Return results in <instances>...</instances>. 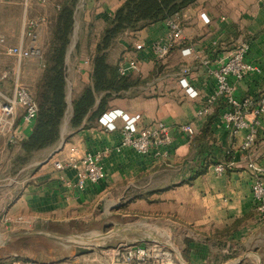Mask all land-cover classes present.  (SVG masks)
I'll return each instance as SVG.
<instances>
[{"label":"crops","instance_id":"0c3cea01","mask_svg":"<svg viewBox=\"0 0 264 264\" xmlns=\"http://www.w3.org/2000/svg\"><path fill=\"white\" fill-rule=\"evenodd\" d=\"M125 1L80 0L72 36L76 37V52L80 57L71 59L68 66L72 97L93 84V58L98 43ZM20 6L26 11L21 34L25 18L43 20L38 35L39 44L46 51L60 4L57 0H46L44 4L40 0H0V36L6 37L3 33L9 31L14 18L11 12ZM202 14L210 19L209 24L204 22ZM171 19L178 21L183 31L166 59H159L152 46L168 42L167 21L138 32H127L120 39L124 53L113 64L118 67L125 56L138 57L140 68L129 76L140 83L115 95L104 112L120 109L130 116L141 115V125L145 127L164 122L171 140L161 149L162 155H143L130 147L116 150L122 143V133L107 131L100 125V117L91 127H81L75 132H68L67 128L57 145L63 150L41 162L31 181L16 197L12 188L0 189V264H8L16 257L29 259L27 247L14 249L13 243L19 237H33L36 231H31L32 227L47 222L70 225L94 218V214L120 213L127 199H131L127 196L134 195L136 199L130 202L131 206L145 205L147 211H160L168 222L167 228H163L168 237L155 236L151 242L169 244L173 239L187 244L190 264H246L252 259L264 264V220L256 209L251 189L254 172L248 167L252 155L263 170L259 176L264 180V113L255 123L249 117V124L237 134L227 116L246 111L229 103L226 96L218 100L214 116H198L218 90L212 71L242 44L249 45L246 59L260 71L241 81L231 78L235 85L234 98L238 103L264 99V0H198ZM139 44L145 45L143 51L136 50ZM182 79L188 81L197 96L188 94ZM140 84L150 88L145 91ZM102 96L98 97L97 106ZM185 124L195 129L190 141L181 132ZM33 126L25 128L20 114L16 135L21 140L28 138ZM254 130L255 145L244 150L243 143ZM108 149L111 153L102 160L105 179L98 184L89 183L82 191L66 184V181L75 182L74 169L62 173L55 169L54 163L60 159L80 158ZM222 162L232 165L218 175L214 167ZM205 163L208 167L197 175ZM19 219L23 225L18 231L13 222ZM140 239L143 238L120 237L125 243ZM29 242L24 239L22 243ZM90 260L76 258L71 263ZM182 263L186 264L183 260Z\"/></svg>","mask_w":264,"mask_h":264},{"label":"built area","instance_id":"2783aa9c","mask_svg":"<svg viewBox=\"0 0 264 264\" xmlns=\"http://www.w3.org/2000/svg\"><path fill=\"white\" fill-rule=\"evenodd\" d=\"M41 3H46V0H40ZM206 24L210 23V19L206 14L201 15ZM43 20L25 18L23 35L29 40V44H20L11 46L4 36H0V45L4 47L7 55L17 58L18 61L36 59L42 60L44 52L39 44L38 30ZM169 36L167 43H156L152 46L153 52L159 59H166L170 55L172 44L175 39L181 37L182 27L180 23L174 19H168ZM145 45L139 44L136 46L137 51H143ZM249 51L248 44H242L226 59L220 60L218 66L212 71L218 83V90L207 105L198 112V116L206 117L212 114L217 102L223 96H226L229 103L237 107L239 110L245 109L246 113L227 116L228 123L234 124V133L237 134L241 129L251 123H255L257 117L264 113V99L254 103L251 99H246L238 103L234 98L235 85L231 82V78L236 81H241L251 74L260 71L257 66L252 65L247 61ZM140 68L138 57L122 58L118 65V72L121 76H127L131 72H136ZM181 84L187 88L190 96H197L186 79L181 80ZM38 105L34 95L20 83L19 79L15 82L14 93L12 97H7L0 89V136L9 138L10 143H16V127L20 114L23 119V126L30 128L34 125L38 116ZM99 123L107 131H121L123 139L122 143L116 150L130 147L143 155L161 156V149L165 148L170 143L169 127L164 122H156L150 126H142V116H130L123 110L115 109L104 113ZM181 132L184 137L190 141L195 136V129L191 124L181 126ZM257 132L252 131L243 143L244 150H251L255 145ZM18 142V141H17ZM111 149L105 150L97 154H86L83 157L63 158L54 163L55 169L62 173L68 168L76 171L75 182L66 181L69 188L75 191H82L85 187L91 184H98L105 179L106 174L102 165V160L111 153ZM231 163H218L214 167L215 173L218 175L224 174ZM248 167L254 172V178L251 185L253 199L260 218L264 220V180L259 176L263 172L256 165L253 156H250ZM14 223L15 228H20L22 219ZM11 264H40L36 260H16ZM111 264H183L178 258L177 253L170 244L162 242H151L149 244H120L113 252Z\"/></svg>","mask_w":264,"mask_h":264},{"label":"rangeland","instance_id":"374dc122","mask_svg":"<svg viewBox=\"0 0 264 264\" xmlns=\"http://www.w3.org/2000/svg\"><path fill=\"white\" fill-rule=\"evenodd\" d=\"M57 1L58 4H66L70 7L75 2V0ZM76 1L78 2V6L80 0ZM29 9L32 10L31 7ZM23 13L25 16L26 11L24 12L21 6L12 10L11 15H13L14 18L11 19L8 26L9 31L3 33L8 38L7 40L13 45L29 44V40L21 34ZM58 15L59 9L57 16ZM124 36L125 34H122L113 40L110 45L107 46L104 44L105 46H103L102 54H105L107 60L112 64L116 58H121L124 53V48L121 47V50L119 43L120 39ZM76 46V37H71L65 62L67 99L65 115L60 125L61 131L59 134L61 138L66 135L67 128L69 129L68 132H75L81 128H78L72 123L74 115L73 103L79 95L72 97L71 86H69V62L71 59L80 57V54L76 52ZM41 47L44 52V58L42 60L28 59L20 62L17 58L7 55L3 49L4 47L0 45V89L7 97L13 96L15 82L18 78L20 83L39 100V87L45 76L46 59L50 52V46H48L47 49L45 48L46 51L43 45H41ZM76 54L77 56L75 57ZM72 55L73 57L71 58ZM141 85H143L145 91L150 88V86L145 87V84H140V86ZM16 136L18 142L16 141V143L13 144L9 142L8 137L0 136V189L7 191L9 188H12L15 197L31 181L33 171L39 167L41 162L47 160L52 153H59L63 150V147H57L61 138L54 146L29 150L27 149L29 143L27 145H24L25 143L20 144L21 137L18 135ZM5 184H11V186L6 187L4 186ZM134 196H127V198L131 199H127L124 203L125 205L121 207L122 210L120 213H115L113 215L106 214L105 216L94 214V218L82 220L70 225H57L47 222L37 228L32 227L31 231H36V233L29 239L30 242L24 244L19 241H14L13 247L14 249H26L27 247L28 251H30L27 258L36 260L40 264H72L71 262H74L76 258L91 259L90 261H80L76 264H111L112 260L110 259L113 258L114 249L120 244L125 243L120 241V237L128 235L130 238H143L140 239L139 242L137 241L134 243L146 245L151 243V240H153L155 236L157 238H167L169 235L166 230H163V228H167L166 224L168 222L162 213L153 209L147 211L145 205L139 207H136V205L131 206L130 202L136 199ZM15 197L13 200L16 199ZM128 244H133V242H128ZM169 244L175 250L181 261L183 260L186 264H190L188 262V252L186 250L187 244L177 240L174 241L173 239ZM98 260L102 263H99ZM104 260L105 262H103ZM217 261L219 260L215 259V262ZM246 264H257V260L252 259Z\"/></svg>","mask_w":264,"mask_h":264},{"label":"trees","instance_id":"16d2710c","mask_svg":"<svg viewBox=\"0 0 264 264\" xmlns=\"http://www.w3.org/2000/svg\"><path fill=\"white\" fill-rule=\"evenodd\" d=\"M198 0H126L116 11L113 20L106 27L93 58V84L84 89L73 103L74 115L72 123L78 128H88L95 124L97 119L107 110L108 104L115 95L138 85L140 81L133 77L121 76L118 67L107 60L102 54L103 46H107L118 36L127 32H138L150 25L167 21L181 14L185 9L194 5ZM75 3V4H74ZM70 7L60 4L59 15L52 30L50 52L46 59L45 76L41 81L39 90L38 116L30 137L20 140L27 149L33 150L46 146H54L60 141V125L66 111L67 78L65 70L66 56L71 37L74 32L75 9L77 1ZM75 7V8H74ZM100 95V103L97 100ZM97 106L98 108H96ZM92 114V116H91ZM216 114V113H215ZM215 114H212L213 116ZM211 115V116H212ZM208 164L205 163L197 175L204 172ZM28 238H16L23 242ZM25 259L16 257V260Z\"/></svg>","mask_w":264,"mask_h":264}]
</instances>
